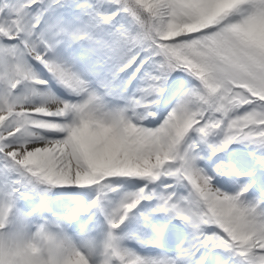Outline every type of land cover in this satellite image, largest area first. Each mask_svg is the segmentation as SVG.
<instances>
[{"label": "snow or ice", "instance_id": "obj_1", "mask_svg": "<svg viewBox=\"0 0 264 264\" xmlns=\"http://www.w3.org/2000/svg\"><path fill=\"white\" fill-rule=\"evenodd\" d=\"M98 2L116 11L101 14L90 0L0 3V161L5 174L17 177L0 187V264H90L91 252L86 255L65 232L79 209L66 219L41 217L34 226L26 225L27 217L10 222L16 200L40 185L96 187V199L83 212L102 213L107 231L92 250L99 257L93 264H188L194 251L208 246L228 251L236 264H264V200L245 203L251 185L236 195L215 189L197 166L200 144L213 135L223 134L220 144L208 145L214 155L234 142L264 150V0ZM33 6L76 8L97 27L114 31L96 38L74 30V20L60 19L42 28V13L33 16ZM121 13L130 18L129 27H116ZM85 40L88 49L71 57L73 66L61 62V45ZM33 63L69 99L41 92L48 81L37 77ZM129 70L128 83L143 70L141 98L110 108L106 101L116 98L117 81ZM174 72L197 84L157 127L142 126L154 118L151 107ZM21 85L24 94L17 95ZM226 169L217 165V174H229ZM116 178L145 184L105 207L110 194L120 192ZM156 182L163 185L160 194L149 187ZM181 187L186 195L179 194ZM153 199L154 211L192 229L189 247L174 259L141 257L122 249L116 235L142 201Z\"/></svg>", "mask_w": 264, "mask_h": 264}, {"label": "rangeland", "instance_id": "obj_2", "mask_svg": "<svg viewBox=\"0 0 264 264\" xmlns=\"http://www.w3.org/2000/svg\"><path fill=\"white\" fill-rule=\"evenodd\" d=\"M4 2L17 4L22 3L23 0H0V3ZM80 2H83V0H80ZM90 2L98 6L101 14L112 15L116 11L113 5L99 3L98 0H90ZM49 3L50 0H43L44 5H48ZM38 13H42V28L60 19L63 21L74 20V30L96 38L104 37L108 33L114 31L111 25H100L97 27L96 21L92 17L81 16L79 9L76 8L69 9L67 7L53 6L45 9L44 6H33L32 15L35 16ZM129 21L130 18L124 13H121L116 17L114 23L116 27H129ZM5 43L8 44L11 42L5 41ZM87 49L88 42L85 40L67 46L61 45L60 48L57 49V52L61 62L68 66H73L71 57L73 55H81ZM75 67L80 69L82 67V62L77 63ZM32 68L39 79L48 81L46 88L41 87L39 89L41 92H46L47 89H51L56 97L62 100L69 99L68 93L64 88L52 79L42 66L33 63ZM130 73L131 70H129V74L122 73L120 75L117 81L118 90L116 92V98H109L106 101L110 108H127L130 106L131 101L141 98L140 89L146 86L142 78L143 70L135 80L128 83ZM196 84L197 82L194 78L188 76L186 73L174 72L165 86V92L158 98V102L151 107L154 118L144 120L142 126L148 128L157 127L171 109L175 107L183 94ZM24 91V86L21 85L16 90V94L23 95ZM137 111L139 113L142 110L138 109ZM190 137L195 139V133H190ZM222 140L223 134H218L209 137L208 143L200 144L198 155L201 159L197 161V166L211 177L212 186H214L215 189L227 195H236L243 187L251 185L248 192L245 193L242 198L245 203L255 204L258 201L264 200V150L248 144L247 142H234L224 149V151L216 152L214 155L212 148L208 145H218ZM221 163L228 166V170L226 169V171H228L229 174H217V165ZM232 170H234V172ZM15 178H17L15 173L11 175L5 174L4 162L0 161V187H2L7 180ZM114 183L119 188L120 192L119 194H110L109 198L104 202L105 207H111L118 202L122 195L134 193L144 187L145 184L144 181L136 178H116ZM149 187L155 190L157 194L163 191V185L160 182L149 185ZM179 194L186 195L187 190L181 187L179 189ZM96 197L97 189L95 186L80 188L77 186L52 187L40 185L37 191H29L23 197L16 200L13 210L10 213L9 220L10 222H15L18 218L27 217L26 225L34 226L41 222V217L49 220L66 219L73 215L74 210L79 209L82 214L77 215L67 223L65 232L86 255H89L91 252L90 264H93L99 257L98 251L93 252L92 250H98L107 231V225L102 213L98 211H95L96 214L92 212H83ZM157 205L158 201L155 199L151 201H142L141 204L129 214L128 219L121 225V228L116 230V235L120 237V246L122 249L131 251L141 257L149 259H160L164 257L174 259V256L179 254L182 248L189 247L190 243L187 240L193 238L192 229L184 221L173 217L175 222L170 224L169 231L171 244L154 248L155 246L153 247V245H156L154 243L157 235L156 230L160 223L159 215L163 214L162 212L154 211ZM93 215L96 220V222L94 221L95 228L97 232L100 233L97 239L94 235L89 233L86 226ZM145 217H147V219H145ZM178 223L183 225L180 226ZM205 231L211 234L210 228H206ZM208 249L207 247H202L198 251H194V254L187 258L188 264H199L201 260H203V262L208 260V264H220V262H223V264H236L235 258L232 257L228 251L219 249L217 253H221L223 256L216 257L211 251L210 253Z\"/></svg>", "mask_w": 264, "mask_h": 264}, {"label": "bare ground", "instance_id": "obj_3", "mask_svg": "<svg viewBox=\"0 0 264 264\" xmlns=\"http://www.w3.org/2000/svg\"><path fill=\"white\" fill-rule=\"evenodd\" d=\"M48 91H50L51 93H52V91H51V89H47V91L46 92H48ZM247 151V150H246ZM249 161V160H248ZM225 162V161H224ZM237 164V163H236ZM245 164V163H244ZM251 164V163H250ZM242 165V164H241ZM239 167V166H238ZM234 168V167H233ZM252 168V167H251ZM228 170V169H227ZM233 172H234V170H232ZM251 171V170H250ZM241 172V171H240ZM263 173V172H262ZM231 174V173H230ZM259 175V174H258ZM235 178V177H234ZM238 178V177H237ZM236 179V178H235ZM242 179V178H241ZM240 179V180H241ZM231 180V179H230ZM244 180V179H243ZM230 182V181H229ZM235 182V181H234ZM246 182V181H245ZM227 183V182H226ZM238 183V182H237ZM263 183V182H262ZM260 184V183H259ZM227 185H228V183H227ZM227 185H225V186H227ZM224 186V187H225ZM230 186H231V183H230ZM233 186V185H232ZM214 187V186H213ZM236 187V186H235ZM233 188H234V186H233ZM257 188V187H256ZM259 190V189H258ZM94 213H95V210H94ZM96 214V213H95ZM160 216V223H159V226H158V228H157V235H156V239L154 240V243L156 244V245H153V247L155 246V248L156 247H158V246H166L167 244H171V239H170V234H169V231H170V224L172 223V222H175L174 221V218L172 217V216H170V215H166V214H160L159 215ZM94 218V215L91 217V219L89 220V222H87V228H88V230H89V233L91 234V235H94V237H96V239H97V236L100 234V233H98L97 232V229L95 228V225H94V221L96 222V220H95V218ZM93 224V225H92ZM184 227V226H183ZM172 230V229H171ZM188 234V233H187ZM189 238V237H188ZM99 239V238H98ZM101 239V238H100ZM189 243L192 241V239L190 240H187ZM168 246V245H167ZM159 248V247H158ZM202 248V247H201ZM200 249V248H199ZM212 252V251H211ZM210 252V253H211ZM209 253V254H210ZM212 254L214 255V256H216V257H220L222 254L220 253H217V252H212ZM178 256V254L176 255V256H174V258H176ZM223 256V255H222ZM165 258V257H164ZM209 258H210V256H209ZM99 259V258H98ZM97 259V260H98ZM204 264H208V260H206L205 262H204ZM220 264H223V262H220Z\"/></svg>", "mask_w": 264, "mask_h": 264}, {"label": "clouds", "instance_id": "obj_4", "mask_svg": "<svg viewBox=\"0 0 264 264\" xmlns=\"http://www.w3.org/2000/svg\"><path fill=\"white\" fill-rule=\"evenodd\" d=\"M0 227H3L2 225H0Z\"/></svg>", "mask_w": 264, "mask_h": 264}]
</instances>
